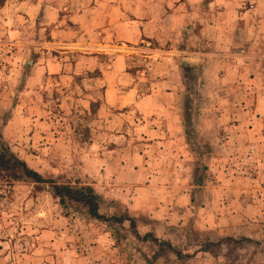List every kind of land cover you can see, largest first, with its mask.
<instances>
[{"label":"rangeland","instance_id":"374dc122","mask_svg":"<svg viewBox=\"0 0 264 264\" xmlns=\"http://www.w3.org/2000/svg\"><path fill=\"white\" fill-rule=\"evenodd\" d=\"M199 7L202 12L216 14L217 21L223 22V17L232 20L235 31L228 42L233 51H223V34L202 33L203 25H199L194 40L187 34L145 40L150 46L137 43V52L126 69L141 96L162 88L165 74L178 73L182 78V83L175 84L181 96L170 99L169 105L182 110L177 119L185 132L187 145L182 148L187 151L188 171L183 172L188 174H152L148 181L159 187L160 178L167 185L183 186L172 189L182 192L163 196L157 187L153 192L158 193L152 195L156 199L145 194L139 201H131V184L139 182L131 170L123 171L131 156V135L119 142L96 133L105 130L116 135L121 128L131 129V109L100 114L102 102L94 109L91 105L85 114L68 116L64 132L81 143L77 149L86 150V154L42 173L45 178H59L74 186H92L103 198L105 215L129 211L142 238L152 233L159 241L171 243L182 258L152 242L139 241L131 234L129 223L115 229L91 221L75 209H63L48 190L36 192L30 183L9 186L0 179V264H24L23 256L39 247L37 237L51 230L52 236L68 232L81 258L87 251H102L100 241H104L110 264H264V148L249 149L242 144L243 140L257 139L248 128L257 126L259 137L264 136V0H199ZM171 44L205 56L194 63L178 58L163 72L157 59L150 58L149 50H166ZM213 53L216 57H206ZM227 54L232 56L224 57ZM241 56L248 58L239 59ZM135 123L141 124V119L136 118ZM96 137L102 145L91 144ZM226 147L230 154L225 153ZM223 155L229 159L227 163L213 164L211 160H220ZM107 165L112 166L109 172ZM230 168L236 173L212 174L213 170L228 172ZM195 176L206 178V188L195 186ZM218 184L230 188L231 193L222 194L223 189L220 195L216 193ZM33 202L41 209L57 205L55 216L63 217V223L38 225L32 221L35 209L28 203ZM145 205L157 208L156 215ZM47 213L44 209L38 214L44 217Z\"/></svg>","mask_w":264,"mask_h":264},{"label":"crops","instance_id":"0c3cea01","mask_svg":"<svg viewBox=\"0 0 264 264\" xmlns=\"http://www.w3.org/2000/svg\"><path fill=\"white\" fill-rule=\"evenodd\" d=\"M169 3L172 5L167 10ZM199 9V0H6L0 7V41L13 45L15 53L0 69V135L32 169L48 173L55 171V166L71 163L86 154V150L79 149L81 143H75L64 132L70 114H85L92 103L99 102L103 104L100 114L131 109V129L121 128L116 135L105 130L96 133L119 142L131 135V156L123 171L131 170V176L138 177L140 184H131V201H139L145 194L156 199L152 195L158 193L153 192L158 186L148 184L152 174H188L183 172L188 171L187 151L182 148L187 145L186 137L177 119L182 110L169 105L170 99L181 96V89L175 84L182 83V78L178 73L165 74L159 86L162 88L141 96L126 69L129 59L137 52V43L187 34L194 40L199 25H203L202 33L223 34V51H233L228 42L235 31L232 20L223 17V22L217 21L216 14ZM149 53L163 72L174 66L178 58L194 63L205 56L173 44L166 50H149ZM136 118L141 119V124L135 123ZM248 129L257 139L243 140L244 147L264 148L260 128ZM98 139H93L91 144L102 145ZM225 153L230 154L228 147ZM228 160L223 155L220 160L211 161L223 164ZM111 169L107 165L106 172ZM235 173L232 168L228 172L219 169L212 172ZM159 180L162 185L158 188L163 196L182 192L172 190L174 187L184 188ZM217 186L214 191L219 195L221 189L225 191L222 194L229 195L232 191ZM200 188H206V183ZM30 203V209H35L31 220L38 225L63 223V217L60 220L55 216L54 203L51 209ZM160 207L163 211V206ZM145 208L155 215L158 211L149 205ZM44 209L48 213L39 216V211ZM50 232L53 230L37 237L39 247L23 256L24 264H110L104 241H100L102 251H87L81 258L68 232L61 236H52ZM86 239L89 241L90 237Z\"/></svg>","mask_w":264,"mask_h":264},{"label":"trees","instance_id":"16d2710c","mask_svg":"<svg viewBox=\"0 0 264 264\" xmlns=\"http://www.w3.org/2000/svg\"><path fill=\"white\" fill-rule=\"evenodd\" d=\"M5 2L6 0H0V7H3ZM98 104H92V109ZM196 177L195 186H204L206 178ZM0 179L9 186H14L17 183H30L35 187L36 192L48 190L63 209H75L91 221L100 222L115 229L124 228L129 223L131 234L139 241L152 242L167 252H172L177 258H182V254L171 243L159 241L152 233L142 238L138 222L129 211H125L121 215H105L103 213V198L92 186H74L61 182L59 178H45L42 173L32 169L14 152L2 135H0Z\"/></svg>","mask_w":264,"mask_h":264},{"label":"built area","instance_id":"2783aa9c","mask_svg":"<svg viewBox=\"0 0 264 264\" xmlns=\"http://www.w3.org/2000/svg\"><path fill=\"white\" fill-rule=\"evenodd\" d=\"M15 48L11 44H3V42L0 41V65H6L8 62V59L14 55Z\"/></svg>","mask_w":264,"mask_h":264}]
</instances>
